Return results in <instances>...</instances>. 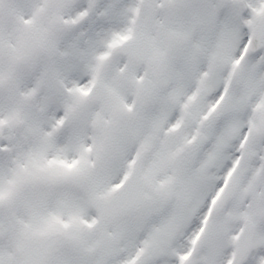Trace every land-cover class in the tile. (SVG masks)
I'll return each mask as SVG.
<instances>
[{"label":"snow or ice","instance_id":"obj_1","mask_svg":"<svg viewBox=\"0 0 264 264\" xmlns=\"http://www.w3.org/2000/svg\"><path fill=\"white\" fill-rule=\"evenodd\" d=\"M0 264H264V0H0Z\"/></svg>","mask_w":264,"mask_h":264}]
</instances>
